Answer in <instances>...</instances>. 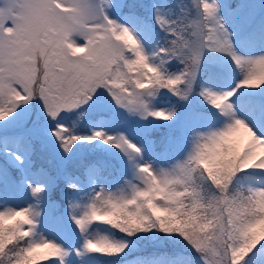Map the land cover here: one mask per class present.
Segmentation results:
<instances>
[{
    "label": "snow or ice",
    "instance_id": "snow-or-ice-1",
    "mask_svg": "<svg viewBox=\"0 0 264 264\" xmlns=\"http://www.w3.org/2000/svg\"><path fill=\"white\" fill-rule=\"evenodd\" d=\"M0 264H264V0H0Z\"/></svg>",
    "mask_w": 264,
    "mask_h": 264
}]
</instances>
